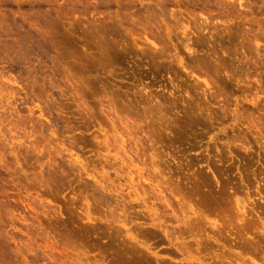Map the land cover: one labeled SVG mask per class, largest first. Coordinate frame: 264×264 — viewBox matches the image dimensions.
Wrapping results in <instances>:
<instances>
[{
    "label": "rangeland",
    "instance_id": "obj_1",
    "mask_svg": "<svg viewBox=\"0 0 264 264\" xmlns=\"http://www.w3.org/2000/svg\"><path fill=\"white\" fill-rule=\"evenodd\" d=\"M0 264H264V0H0Z\"/></svg>",
    "mask_w": 264,
    "mask_h": 264
}]
</instances>
